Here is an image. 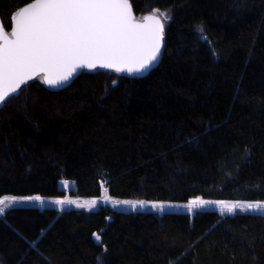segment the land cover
Segmentation results:
<instances>
[{
	"label": "trees",
	"instance_id": "trees-1",
	"mask_svg": "<svg viewBox=\"0 0 264 264\" xmlns=\"http://www.w3.org/2000/svg\"><path fill=\"white\" fill-rule=\"evenodd\" d=\"M33 1L0 0L8 32ZM130 2L169 17L159 65L30 83L0 110V199L64 197L66 180L88 198L264 202V0ZM0 264H264V215L14 207Z\"/></svg>",
	"mask_w": 264,
	"mask_h": 264
},
{
	"label": "snow or ice",
	"instance_id": "snow-or-ice-1",
	"mask_svg": "<svg viewBox=\"0 0 264 264\" xmlns=\"http://www.w3.org/2000/svg\"><path fill=\"white\" fill-rule=\"evenodd\" d=\"M156 10L137 21L129 0H35L17 11L11 33L0 24V103L33 77L56 86L67 81L78 68L114 69L116 72L140 73L149 68L161 54L165 24ZM168 19L167 13L163 14ZM203 34V25L198 27ZM207 39V37H204ZM105 199H108L105 196ZM30 200L44 203L40 196H5L0 206ZM57 204L86 205L74 200ZM115 204L144 206V201H117ZM209 203L194 199L189 207ZM95 206L96 201L88 202ZM221 208L254 209L256 204H228ZM153 207L163 210V204ZM4 208L0 207V213ZM100 240V236H96ZM99 259V258H98Z\"/></svg>",
	"mask_w": 264,
	"mask_h": 264
},
{
	"label": "rangeland",
	"instance_id": "rangeland-1",
	"mask_svg": "<svg viewBox=\"0 0 264 264\" xmlns=\"http://www.w3.org/2000/svg\"><path fill=\"white\" fill-rule=\"evenodd\" d=\"M161 16V18L165 21L163 14L157 13ZM59 189L66 192L67 195L64 197H44L40 195H33V196H24V197H35L40 196L44 203H40L38 201H30V200H23L19 201L15 204H10L7 206H0L4 208L3 213H0V216H2L6 210L14 207H36V208H52L56 210H67V209H86V210H93L97 209L100 206L107 205L110 206L116 210H121L124 212H142V211H149L154 213H187V214H196L199 212H206V211H212L216 212L222 216H235V215H241V214H255V215H264V202H228V201H212V200H204L208 201L209 203L203 205V206H196L190 208L189 205L192 200L188 202H168V201H149L144 199H118L112 197L110 194L106 193L103 194L101 197L97 198H88V197H81L77 195H72L71 192L76 190V185L73 182L61 180L59 182ZM105 196L108 197V199H105ZM5 197V196H4ZM16 197H22V196H16ZM3 198V197H2ZM1 198V199H2ZM198 199V198H197ZM200 199V198H199ZM58 200H74L78 201L80 204H84L86 206L84 207H78L77 204H69L65 203L64 205L57 204L56 201ZM95 200L96 204L95 206H91L88 204V202ZM144 201L146 202L144 206L136 205L135 207L129 204H113L112 201ZM194 200V199H193ZM203 200V199H202ZM220 202H225L228 204H242V205H248V204H256L261 205L262 207L254 208V209H242L237 208L235 212H228L226 209L221 208ZM154 204H163L164 208L163 210L157 209L153 207Z\"/></svg>",
	"mask_w": 264,
	"mask_h": 264
},
{
	"label": "water",
	"instance_id": "water-1",
	"mask_svg": "<svg viewBox=\"0 0 264 264\" xmlns=\"http://www.w3.org/2000/svg\"><path fill=\"white\" fill-rule=\"evenodd\" d=\"M33 2H35V1H33ZM33 2H32V3H33ZM129 3L131 4L130 0H129ZM131 7H132V4H131ZM132 12H133V15L135 16V18H136L137 21H142V20H143V19L137 17V15L135 14V12H134V10H133V7H132ZM162 21H163V20H162ZM0 24H2L1 19H0ZM2 26H3V24H2ZM3 28H4V26H3ZM4 30H5L6 32H8L5 28H4ZM8 33L10 34L11 32H8ZM164 44H165V32H164V42H163V46H162V48H161V54H160V56L157 58V60L154 61L153 64L150 65L149 68L146 69V70L143 71V72H140V73H128V72H124V73H127V74H135V75L140 76V77H146L147 75H149L154 69L157 68V66L159 65V63H160V61H161V59H162L163 51H164ZM99 69L106 70L107 68H101V67H99V66H97V68H95V69L78 68V69L76 70V72L73 73V75H72L67 81L62 82L61 84L56 85V86H50V85H48V84H47V86L50 87L51 89H54V90L65 89V88L69 87L70 85H72V84H73V83H74V82H75V81H76V80H77V79H78V78H79L84 72H93V71H96V70H99ZM111 70H114V69H111ZM38 78H41V77H40V76L33 77V79L28 80L26 83L22 84L21 87H20V89H18L15 93H11V94L6 98V100H5L4 103H0V110H2V109L5 107V105H6L9 101H11L12 99H15V98L19 97L20 94L22 93V91H23V90H24V89H25L30 83H32L33 81L37 80Z\"/></svg>",
	"mask_w": 264,
	"mask_h": 264
}]
</instances>
